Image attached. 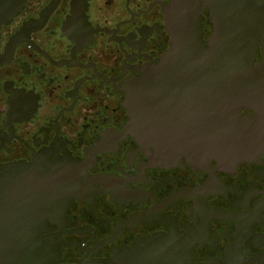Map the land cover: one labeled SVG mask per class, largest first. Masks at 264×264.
<instances>
[{
    "label": "flooded vegetation",
    "instance_id": "obj_1",
    "mask_svg": "<svg viewBox=\"0 0 264 264\" xmlns=\"http://www.w3.org/2000/svg\"><path fill=\"white\" fill-rule=\"evenodd\" d=\"M53 1L0 26V264H264L262 143L196 164L125 131L182 0Z\"/></svg>",
    "mask_w": 264,
    "mask_h": 264
},
{
    "label": "water",
    "instance_id": "obj_2",
    "mask_svg": "<svg viewBox=\"0 0 264 264\" xmlns=\"http://www.w3.org/2000/svg\"><path fill=\"white\" fill-rule=\"evenodd\" d=\"M25 2L0 0V26ZM198 3L213 21L207 44ZM171 19L172 49L123 88L125 131L168 161L242 160L264 145V0H182Z\"/></svg>",
    "mask_w": 264,
    "mask_h": 264
}]
</instances>
